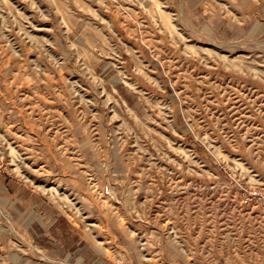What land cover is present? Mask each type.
Listing matches in <instances>:
<instances>
[{
	"label": "rangeland",
	"instance_id": "1",
	"mask_svg": "<svg viewBox=\"0 0 264 264\" xmlns=\"http://www.w3.org/2000/svg\"><path fill=\"white\" fill-rule=\"evenodd\" d=\"M264 0H0V264H264Z\"/></svg>",
	"mask_w": 264,
	"mask_h": 264
},
{
	"label": "built area",
	"instance_id": "2",
	"mask_svg": "<svg viewBox=\"0 0 264 264\" xmlns=\"http://www.w3.org/2000/svg\"><path fill=\"white\" fill-rule=\"evenodd\" d=\"M261 202L264 204V195L261 196Z\"/></svg>",
	"mask_w": 264,
	"mask_h": 264
}]
</instances>
